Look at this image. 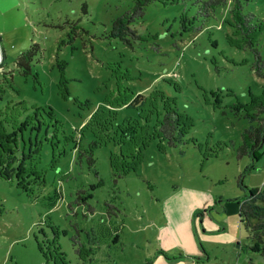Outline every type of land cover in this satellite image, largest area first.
<instances>
[{
  "label": "rangeland",
  "instance_id": "rangeland-1",
  "mask_svg": "<svg viewBox=\"0 0 264 264\" xmlns=\"http://www.w3.org/2000/svg\"><path fill=\"white\" fill-rule=\"evenodd\" d=\"M246 1L245 10L264 20V0ZM20 6L0 19L7 58L0 65L16 73L24 100L54 111L56 133L62 140L73 136L76 145L73 151L67 144V154L54 162L43 151L27 191L0 179V264H47L37 243L53 230L67 264H264L235 206L264 185V142L255 158H238L249 123L236 113L251 96L264 95V78L253 71L252 52L228 45L225 37L232 43L237 37L222 24L226 11L200 32L181 35V16L194 9L152 4L136 24L144 41L128 48L108 32L129 0H23ZM32 43L41 52L32 74L19 75L16 61ZM259 51L264 60V38ZM118 83L148 96V110L157 105L159 114L163 98L151 91L173 98L193 125L175 146L151 139L137 171L125 176L111 167L112 154H119L114 143L96 147L93 165L87 155L76 157L82 148L89 155L95 138L82 131L118 97ZM125 117L139 120L135 110L120 109L119 121ZM43 123L33 151L45 143Z\"/></svg>",
  "mask_w": 264,
  "mask_h": 264
},
{
  "label": "trees",
  "instance_id": "trees-1",
  "mask_svg": "<svg viewBox=\"0 0 264 264\" xmlns=\"http://www.w3.org/2000/svg\"><path fill=\"white\" fill-rule=\"evenodd\" d=\"M129 1L131 2L130 8L113 19L108 32L110 39L118 40L128 48H133L135 44L144 41L136 24L144 20L146 8L155 3L164 6L188 3L194 9L192 16L186 13L181 16V35L200 32L206 24L215 20L218 14L222 17L226 11L227 17L222 19V24L231 27L237 37L235 44L225 37L228 45L252 52L254 56L253 71L257 77L264 78V60L259 51L260 40L264 38V20L245 10V5L248 3L246 0ZM83 10L86 11V5L83 6ZM217 29L222 31L219 27ZM39 52L41 49L35 43L21 52L16 61L19 75L27 77L32 74L31 64ZM15 77L16 73H9L5 70L4 63L0 65V179L15 181L19 188L27 191V185L39 176L36 163L41 159L43 151H49L52 154V162H54L57 157L61 158L62 155L67 154V144H72L74 151L76 141L73 140V136L65 134H63V140L60 138V133H56L53 122L54 111L51 108L34 107L24 100L22 91L15 82ZM116 78L120 80L121 76L116 74ZM122 89H124L123 92H121ZM151 94L156 95L157 98H163V114L158 113L157 105L148 110L149 97L141 91L133 90L130 87L121 88L118 83L116 100L109 102L108 108H98L84 127L82 133L92 134L95 141H91L89 144V148H91L89 155L83 148L77 150V159L80 161L87 155L88 165H93V153L96 147L114 143L115 147H119V154H112L111 167L116 173L120 172L122 176H125L127 173L137 171L142 152L151 139L158 138L170 146L183 142V139L189 134V128H192L193 125L184 122L173 98H164L160 92L154 90L151 91ZM129 95L132 98L128 97ZM251 97V102L240 105L236 112L249 123V127L244 129L241 134L242 144L237 148L238 158L248 155L255 158L256 152L264 142V95ZM120 109L135 110L139 120L125 117L119 121L118 111ZM38 121H41V125L44 122L41 131H44L42 139L45 140V143L33 151L36 138L39 137V132L36 129ZM48 127L51 128L50 133L55 136L56 143L46 137ZM147 129L149 134L145 140L142 134ZM58 142L63 145L60 154L56 150ZM127 161H131V163H127ZM30 177L33 178V181H28ZM24 181L25 183H23ZM239 214L241 225L248 238L255 243L257 250L264 256V185L260 190L251 192L239 203ZM63 233L65 234V232ZM52 234L53 236L44 234L43 242L37 243L39 252L47 264H67L66 255L59 245L58 233L53 230Z\"/></svg>",
  "mask_w": 264,
  "mask_h": 264
},
{
  "label": "crops",
  "instance_id": "crops-1",
  "mask_svg": "<svg viewBox=\"0 0 264 264\" xmlns=\"http://www.w3.org/2000/svg\"><path fill=\"white\" fill-rule=\"evenodd\" d=\"M22 0H0V19L4 20L5 18H7V14L8 11L10 9H15L18 6L21 7ZM0 43H1V47L3 49L4 52V61L7 60L6 58V49L5 46L3 45V39L2 36L0 35ZM237 209H239V203L235 205Z\"/></svg>",
  "mask_w": 264,
  "mask_h": 264
},
{
  "label": "water",
  "instance_id": "water-1",
  "mask_svg": "<svg viewBox=\"0 0 264 264\" xmlns=\"http://www.w3.org/2000/svg\"><path fill=\"white\" fill-rule=\"evenodd\" d=\"M4 59V52H3V49L1 47V43H0V63L3 61Z\"/></svg>",
  "mask_w": 264,
  "mask_h": 264
}]
</instances>
